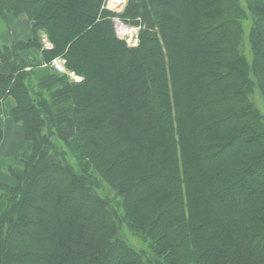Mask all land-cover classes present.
Here are the masks:
<instances>
[{
    "label": "trees",
    "instance_id": "16d2710c",
    "mask_svg": "<svg viewBox=\"0 0 264 264\" xmlns=\"http://www.w3.org/2000/svg\"><path fill=\"white\" fill-rule=\"evenodd\" d=\"M104 3L0 0V105L13 98L27 145L0 184V264H264V119L249 98L264 104V0L249 7L250 62L237 0H128L117 17L141 20L136 48Z\"/></svg>",
    "mask_w": 264,
    "mask_h": 264
},
{
    "label": "rangeland",
    "instance_id": "374dc122",
    "mask_svg": "<svg viewBox=\"0 0 264 264\" xmlns=\"http://www.w3.org/2000/svg\"><path fill=\"white\" fill-rule=\"evenodd\" d=\"M237 3H238L237 6L239 8L238 11H242L243 16H245L241 18L239 22L241 25L240 28L242 30L241 45L239 47V52L244 56V58L248 62H250L252 60V52H251L249 42H248V33H249L248 31L254 21V16H255V15L253 16L254 13L251 12V10L249 9V7H252L251 6L252 0H237ZM127 4H128V0H125L124 3L121 5H114V4L105 2L103 8L106 11H109L114 15V17H112L110 21H111L112 27L118 39L123 40L127 44L128 47L136 48L138 45L139 32L141 30V27H140L141 20L135 19L134 21L137 23L129 21L131 19H129L127 22H123L117 17L118 15H121L124 12ZM129 17H132V14ZM47 46L49 47V45ZM56 59H60V61H62V58H56ZM53 61H55V59L52 60L51 63H53ZM51 63L50 65L52 66ZM73 76L75 75L73 74ZM68 77L70 80H73V81L76 80L75 82L80 80L76 76L75 77L77 79H73L70 76ZM249 98L252 104L259 111V113L262 115L264 119V104L262 102V98L258 90L255 89L251 93ZM120 102L122 103L123 101L120 100ZM60 146L64 147L65 145L60 144ZM96 192L102 199L107 200L108 203H110L111 205L110 207H112V209H114L119 214V216L122 217V209L119 204V199L115 197L114 192L108 186H106L104 183L101 182ZM119 236L121 239H123L129 246H131L135 250L143 251V252L147 251L146 244L142 241L141 238L134 236L128 230L127 225L124 222L120 224Z\"/></svg>",
    "mask_w": 264,
    "mask_h": 264
},
{
    "label": "crops",
    "instance_id": "0c3cea01",
    "mask_svg": "<svg viewBox=\"0 0 264 264\" xmlns=\"http://www.w3.org/2000/svg\"><path fill=\"white\" fill-rule=\"evenodd\" d=\"M8 26L10 28L9 38L14 41L26 37L29 29V24L24 18L10 20ZM0 30L3 34L4 27H0ZM47 45L45 43V47H48ZM14 106L15 102L11 97L5 99L0 105V131L2 133L0 142V184L7 186L14 185V180L9 171H19L21 169L19 161L24 158L27 151L21 126L11 120V112Z\"/></svg>",
    "mask_w": 264,
    "mask_h": 264
},
{
    "label": "built area",
    "instance_id": "2783aa9c",
    "mask_svg": "<svg viewBox=\"0 0 264 264\" xmlns=\"http://www.w3.org/2000/svg\"><path fill=\"white\" fill-rule=\"evenodd\" d=\"M125 0H105L106 3H111L114 5H121L124 3ZM121 27V26H119ZM131 45V44H129ZM52 66L50 65V67L52 68V70L57 73V74H65L67 76H70L73 79H77L75 76H73L72 73H69L65 70L64 68V61H60V59H55V61H53V63H51ZM76 81V80H75Z\"/></svg>",
    "mask_w": 264,
    "mask_h": 264
},
{
    "label": "bare ground",
    "instance_id": "6f19581e",
    "mask_svg": "<svg viewBox=\"0 0 264 264\" xmlns=\"http://www.w3.org/2000/svg\"><path fill=\"white\" fill-rule=\"evenodd\" d=\"M126 28V27H125Z\"/></svg>",
    "mask_w": 264,
    "mask_h": 264
}]
</instances>
